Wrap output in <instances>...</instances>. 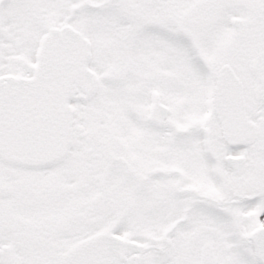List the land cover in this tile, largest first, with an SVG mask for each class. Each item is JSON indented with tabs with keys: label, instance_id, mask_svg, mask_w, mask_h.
I'll return each instance as SVG.
<instances>
[{
	"label": "snow or ice",
	"instance_id": "obj_1",
	"mask_svg": "<svg viewBox=\"0 0 264 264\" xmlns=\"http://www.w3.org/2000/svg\"><path fill=\"white\" fill-rule=\"evenodd\" d=\"M0 264H264V0H0Z\"/></svg>",
	"mask_w": 264,
	"mask_h": 264
}]
</instances>
